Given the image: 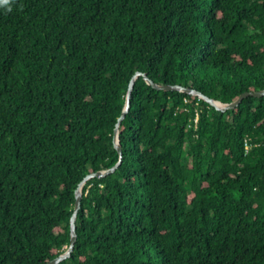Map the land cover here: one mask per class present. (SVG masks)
<instances>
[{
  "label": "trees",
  "instance_id": "trees-1",
  "mask_svg": "<svg viewBox=\"0 0 264 264\" xmlns=\"http://www.w3.org/2000/svg\"><path fill=\"white\" fill-rule=\"evenodd\" d=\"M139 71L225 103L264 90V0L0 8V264L67 251ZM119 130L59 264H264V95L221 111L140 77Z\"/></svg>",
  "mask_w": 264,
  "mask_h": 264
},
{
  "label": "water",
  "instance_id": "water-1",
  "mask_svg": "<svg viewBox=\"0 0 264 264\" xmlns=\"http://www.w3.org/2000/svg\"><path fill=\"white\" fill-rule=\"evenodd\" d=\"M143 77L146 82L151 85L152 87H154L157 90H164V91H178V92H187L193 96H197L200 99L206 101L207 103H209L211 106H214L217 110H227V109H231V108H235L236 106H238L241 101L249 96H262L264 95V90H256V91H245L242 94H240V96L238 98H236L234 101L229 102V103H225V102H221L219 100L213 99L197 90L191 89V88H187L181 85H161L158 84L156 82H154L147 73H143V72H136V74L133 76V78L130 81V85H129V89H128V93H127V100H126V105H125V109L122 113V115L119 117L116 128H115V138H114V146L117 149V151L119 152L120 158L119 161L117 162V164L107 170H102V171H98L95 173H92L90 175H88L79 185V188L76 190V204H75V209H74V214L72 216L71 219V243L69 248L67 249V251L65 253H63L62 255L56 257L55 259L49 261L46 264H59L60 262H62L63 260L71 257L75 246H76V242H77V226H76V220L78 217V213L80 211L81 208V203H82V199H83V192H84V187L86 185V183L93 179V178H103L106 177L107 175H110L112 173H114L122 164L123 162V152H122V145H121V140H120V136H119V129L122 125V122L124 121V119L126 118L127 114L130 111L131 108V99H132V94L133 91L135 89V84L136 81L140 78Z\"/></svg>",
  "mask_w": 264,
  "mask_h": 264
},
{
  "label": "clouds",
  "instance_id": "clouds-1",
  "mask_svg": "<svg viewBox=\"0 0 264 264\" xmlns=\"http://www.w3.org/2000/svg\"><path fill=\"white\" fill-rule=\"evenodd\" d=\"M14 3L15 0H0V8L5 9L7 12H11Z\"/></svg>",
  "mask_w": 264,
  "mask_h": 264
}]
</instances>
